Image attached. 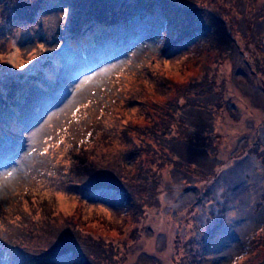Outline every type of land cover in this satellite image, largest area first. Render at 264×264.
Returning <instances> with one entry per match:
<instances>
[{
    "label": "rangeland",
    "instance_id": "1",
    "mask_svg": "<svg viewBox=\"0 0 264 264\" xmlns=\"http://www.w3.org/2000/svg\"><path fill=\"white\" fill-rule=\"evenodd\" d=\"M88 1L0 0V264H263L264 0Z\"/></svg>",
    "mask_w": 264,
    "mask_h": 264
},
{
    "label": "trees",
    "instance_id": "2",
    "mask_svg": "<svg viewBox=\"0 0 264 264\" xmlns=\"http://www.w3.org/2000/svg\"><path fill=\"white\" fill-rule=\"evenodd\" d=\"M61 1V0H60ZM94 0H90V2L88 1V3L87 4H89V3H92ZM83 2V1H82ZM82 2H78V3H80V5H81V7L84 5V2L82 3ZM129 1H127V0H107L106 2H105V4L103 5V8H102V10H101V12L99 13V14H97V12L96 13H93V14H96V17L97 18H100L101 20H103L104 18H106V21L105 22H111V21H113V22H116V21H118V19L116 18V16L117 17H120V14H118L117 13V11L116 10H118L119 9V7L120 8H122L123 6H125L127 3H128ZM110 8H112V9H115L113 12H109V9ZM95 11H96V9H95ZM138 10H135V12H137ZM100 15H102V16H100ZM201 15V14H200ZM203 16H205V17H207V18H209V17H213V15H207V13H203L202 14ZM201 15V16H202ZM103 16H105V17H103ZM96 17H93V18H96ZM92 18V17H91ZM92 18V19H93ZM96 18V19H97ZM210 19V18H209ZM95 20V19H94ZM98 20V19H97ZM92 23V22H91ZM90 23V24H91ZM94 24H92V26H93ZM94 30L96 31V28H91V26L90 27H86L82 32H83V36H86V37H90L91 39L93 38V34H94ZM188 130L190 131V132H193V133H195V132H198L197 131V128H193V127H188ZM173 138V137H172ZM160 140V142L161 143H163L162 141L163 140H161V139H159ZM171 140H169V141H167L166 139H165V141L164 142H166V143H168V144H170V146L173 144V142L175 141V139L173 138V140H172V142H170ZM164 144V143H163ZM169 146V145H168ZM113 178H115V179H117L114 175H113ZM103 180V179H102ZM109 185H113L112 183H110L109 181L107 182ZM118 185H123V184H120V183H118ZM196 192H199L198 190H196ZM190 194H192L191 192H190ZM189 194V195H190ZM199 194V193H198ZM209 195L210 196H212L214 199H215V202L214 203H212V202H210L209 200H208V197H203L202 198V201H203V204L204 203H206L204 206H205V208H206V212H201L200 213V219H199V221H200V223H204V224H206V222L209 220V218L211 217V216H207V215H210L212 212H213V215L217 212V209H220L221 208V215H222V217H220V219H216L214 222H213V224L210 226V231L212 232V233H214V232H216V230H217V227L219 226V224H221L223 221H224V210H225V208H226V206H227V204H228V198H224V196L223 197H220L219 195H217V194H215V193H212V192H210L209 191ZM202 204V205H203ZM261 204H262V206H264V201H263V199H262V202H261ZM198 207H200V206H198ZM224 215V216H223ZM213 218H214V216H213ZM224 218V219H223ZM61 238H66V237H64V236H62ZM264 238V227H262L260 230H258V231H253V232H251L250 234H248V236L246 237V242H248L249 244H248V246H247V248L246 249H252V248H254V247H256L257 246V244H259V245H261L262 244V240L261 239H263ZM203 248H205V246L203 247ZM204 256L206 255V251H203V253H202ZM261 264V263H260ZM264 264V263H263Z\"/></svg>",
    "mask_w": 264,
    "mask_h": 264
}]
</instances>
